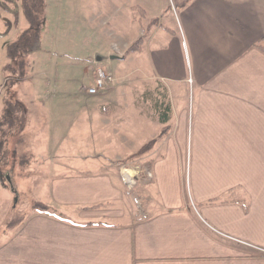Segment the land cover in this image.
Returning a JSON list of instances; mask_svg holds the SVG:
<instances>
[{"label":"crops","instance_id":"crops-1","mask_svg":"<svg viewBox=\"0 0 264 264\" xmlns=\"http://www.w3.org/2000/svg\"><path fill=\"white\" fill-rule=\"evenodd\" d=\"M171 7L124 48L143 37L128 52L130 73L142 75L131 85L163 88L170 106L168 129L147 153V214L133 217L125 181L108 164L138 150L145 132L157 137L162 123L147 99L87 97L89 145L70 147L69 164L49 161L40 200L51 208L0 241V264H264V51L256 46L264 0ZM93 126L108 131L88 140ZM44 151L56 152L51 141Z\"/></svg>","mask_w":264,"mask_h":264},{"label":"rangeland","instance_id":"rangeland-1","mask_svg":"<svg viewBox=\"0 0 264 264\" xmlns=\"http://www.w3.org/2000/svg\"><path fill=\"white\" fill-rule=\"evenodd\" d=\"M184 1L45 0L41 47L27 54H22L17 44L29 24L24 0H7L10 10H17L16 13L0 8V116L4 103L16 102L23 118L20 129L0 127L2 132L7 131L6 144H0V241L15 233L21 221L34 211L33 205L42 202L41 198L45 199L49 181L45 172L49 161L55 159L69 164L70 160L66 158L69 148L86 145L87 134L83 129L88 115L85 98L111 93L127 98L141 97L142 103L143 98L151 95L162 101L163 89L159 87L146 88L144 81L142 87H132L136 76L142 78V75L130 73L129 53L123 59H109L107 52L126 53L124 48L128 38L140 27L144 34L148 21L159 19V10H166V3L170 2L176 8ZM84 52L91 54L83 58ZM10 53L15 58L22 54L24 62L30 63L22 78L15 77L7 69V63L14 60ZM139 54L138 59L143 52ZM90 64L103 66L114 77L112 84L96 94L86 92V87L92 83ZM145 105L147 111H151L149 102ZM93 128H90L88 140L98 132L108 131ZM149 135L145 132L144 136H139V144L150 139ZM50 141L55 153L44 151ZM149 151L134 156L126 152L123 157L105 163L121 173L124 188L130 193L131 210H136L133 217L147 214L145 200L150 186L146 189V184L153 157L147 154ZM85 162L92 164L95 160ZM56 211L62 215H75L69 209Z\"/></svg>","mask_w":264,"mask_h":264},{"label":"trees","instance_id":"trees-1","mask_svg":"<svg viewBox=\"0 0 264 264\" xmlns=\"http://www.w3.org/2000/svg\"><path fill=\"white\" fill-rule=\"evenodd\" d=\"M24 2H25L24 3L25 13L27 15L29 24L27 29L23 31V33L21 34L17 44L21 53L27 54V53L35 52L39 50L41 47V27L43 25V20L45 16V12H44L45 0H24ZM0 8L4 9L5 11H9L13 13H16L17 11V10H10V8L7 5V0L0 1ZM154 22L155 19L151 20L150 24L152 25ZM142 44H143V37L139 36L127 47L126 53L140 50ZM256 46L260 48L262 51H264V38H262L260 42L256 44ZM10 54L12 57H14V60L13 62L7 63V69H10L13 72V74L16 75L15 77L22 78L27 74L28 72L27 70L30 66V63L29 61L26 63L24 62L22 58V54L18 55L19 57L17 58H15L16 56H14L13 53ZM159 88L163 89L161 87ZM155 97L156 96L151 95L150 98L145 97L143 99L148 100L150 108L157 115L159 122L162 123L161 130L158 133L157 137L148 139L146 142L140 145L138 150L131 153L130 156L144 154L147 151H149L153 147L156 138H160L161 136H163L168 129V120L170 118V106L167 101L166 90L163 89L162 101L160 100L159 97L156 98ZM12 104L16 106L13 107ZM18 106L19 105L16 102L4 103V108L0 116V127L1 126L2 128L6 127L7 130L13 129L14 127L20 129L23 118L18 112ZM6 132H2V130H0V134H1L0 144L3 146L6 144L5 142L7 140ZM95 206H98V204ZM32 209L34 211L37 210L44 212V211H48L49 207L43 202H37L36 204L33 205Z\"/></svg>","mask_w":264,"mask_h":264},{"label":"built area","instance_id":"built-area-1","mask_svg":"<svg viewBox=\"0 0 264 264\" xmlns=\"http://www.w3.org/2000/svg\"><path fill=\"white\" fill-rule=\"evenodd\" d=\"M92 76V83L86 87V92L89 94H96L106 89L114 81L112 74L101 65H95ZM148 175L150 176V173Z\"/></svg>","mask_w":264,"mask_h":264}]
</instances>
